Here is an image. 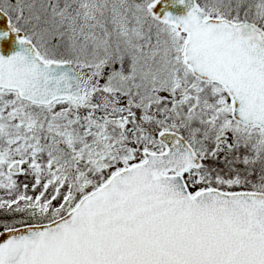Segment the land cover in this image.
I'll return each instance as SVG.
<instances>
[{"label":"snow or ice","instance_id":"snow-or-ice-1","mask_svg":"<svg viewBox=\"0 0 264 264\" xmlns=\"http://www.w3.org/2000/svg\"><path fill=\"white\" fill-rule=\"evenodd\" d=\"M0 0V264H264V0Z\"/></svg>","mask_w":264,"mask_h":264},{"label":"water","instance_id":"water-1","mask_svg":"<svg viewBox=\"0 0 264 264\" xmlns=\"http://www.w3.org/2000/svg\"><path fill=\"white\" fill-rule=\"evenodd\" d=\"M160 8L163 10L171 9L173 11V14L176 15H181L183 14V11H185L181 9V6L173 5V0H162ZM0 54H5V55L11 54V50L9 49V46L7 44L3 45V47L0 48Z\"/></svg>","mask_w":264,"mask_h":264}]
</instances>
